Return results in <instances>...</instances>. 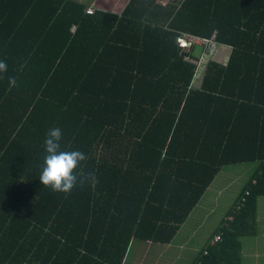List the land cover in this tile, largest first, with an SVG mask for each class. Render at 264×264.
<instances>
[{"label": "trees", "instance_id": "1", "mask_svg": "<svg viewBox=\"0 0 264 264\" xmlns=\"http://www.w3.org/2000/svg\"><path fill=\"white\" fill-rule=\"evenodd\" d=\"M86 10L0 0V264H124L133 240L171 243L224 167L258 163L194 262L241 264L264 196V0ZM182 32L216 33L215 54L187 60ZM53 128L86 157L69 193L39 180Z\"/></svg>", "mask_w": 264, "mask_h": 264}, {"label": "crops", "instance_id": "2", "mask_svg": "<svg viewBox=\"0 0 264 264\" xmlns=\"http://www.w3.org/2000/svg\"><path fill=\"white\" fill-rule=\"evenodd\" d=\"M76 1L86 4L87 8L93 7L95 11L101 10L106 12H112L115 14H121L131 0H76ZM175 1H179V0H175ZM220 173L218 174V176L220 175ZM214 182L209 187V189L207 190L206 194L203 196L198 206L190 214L188 220L182 225L177 236L173 239L171 243L160 244V243H153L150 241L133 240L131 242L124 264H164L163 260L165 255H168L167 257V259H169L167 260V263L169 262L168 264H176L186 256L189 259L190 264H194L198 254L206 246L210 237L212 236L211 235L209 237V239L205 242L204 246L201 248L199 244H195L196 241L194 242V237H195L194 233H196V229L201 227L202 223L206 221L209 213L213 211L209 208H206V206L215 196H217L223 190L219 187H214ZM197 211L199 213L203 211L199 215L195 216V218H198L200 220V223L195 225V229L193 230L192 234H186L180 236L184 228L188 225L190 219L194 218V214ZM226 215L219 221L216 229L221 225ZM258 236H259V226H258V234L252 236L255 237L254 240L250 239V241H244L246 237L242 238L241 264H264V236L262 240L257 239ZM261 257L263 258V261L262 263H259L258 260Z\"/></svg>", "mask_w": 264, "mask_h": 264}, {"label": "rangeland", "instance_id": "3", "mask_svg": "<svg viewBox=\"0 0 264 264\" xmlns=\"http://www.w3.org/2000/svg\"><path fill=\"white\" fill-rule=\"evenodd\" d=\"M201 51V47L198 46L196 47L195 54L199 55L201 54ZM257 165V163H244L226 166L221 171L220 175L217 176V179L214 182V187H219L223 190L208 203L206 208H209L213 211L209 213L206 221H204L201 227L196 229V233H194V242L196 241L195 244H199L200 248L204 246L205 242L215 232L219 221L233 206L238 192L241 191L247 180L256 170ZM200 213L197 211L194 214V218L190 219L188 225L184 228L180 236L193 233L195 225L200 223V220L195 218V216L199 215ZM258 222L259 236L257 239L262 240L264 236V196L260 197L258 201ZM250 239L254 240L255 237L247 236L244 241H250ZM167 257L168 255L164 256V264L169 263H167V260H169ZM262 261L263 258L261 257L258 262L262 263ZM176 264H190V261L186 256Z\"/></svg>", "mask_w": 264, "mask_h": 264}, {"label": "clouds", "instance_id": "4", "mask_svg": "<svg viewBox=\"0 0 264 264\" xmlns=\"http://www.w3.org/2000/svg\"><path fill=\"white\" fill-rule=\"evenodd\" d=\"M7 71V64L0 61V72ZM10 84H15L13 78ZM62 131L60 128L50 129L44 139V163L39 180L43 186L51 187L53 191L69 193L77 182V169L86 159L79 150L63 151L60 148Z\"/></svg>", "mask_w": 264, "mask_h": 264}, {"label": "built area", "instance_id": "5", "mask_svg": "<svg viewBox=\"0 0 264 264\" xmlns=\"http://www.w3.org/2000/svg\"><path fill=\"white\" fill-rule=\"evenodd\" d=\"M87 13L91 14L94 13L95 9L93 7L87 8ZM178 42L180 46L182 47L183 51H190L191 49H194L196 47H201V56L199 59H196V57L193 56H187L186 59L191 61L194 64H199L202 60L203 56L205 55H214L217 47H218V41L216 38V33L208 38V37H202L198 36L189 32H182L178 38ZM249 194V192H247ZM246 201V198H242V203ZM241 207V204L237 206L239 209ZM229 220L233 219V216H229ZM222 239V234H217L211 241V244L214 245L217 242H219Z\"/></svg>", "mask_w": 264, "mask_h": 264}]
</instances>
